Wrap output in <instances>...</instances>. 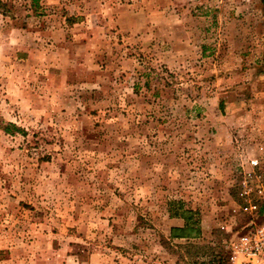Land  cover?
<instances>
[{
  "label": "rangeland",
  "instance_id": "rangeland-1",
  "mask_svg": "<svg viewBox=\"0 0 264 264\" xmlns=\"http://www.w3.org/2000/svg\"><path fill=\"white\" fill-rule=\"evenodd\" d=\"M263 140L262 0H0V264H212Z\"/></svg>",
  "mask_w": 264,
  "mask_h": 264
},
{
  "label": "built area",
  "instance_id": "built-area-1",
  "mask_svg": "<svg viewBox=\"0 0 264 264\" xmlns=\"http://www.w3.org/2000/svg\"><path fill=\"white\" fill-rule=\"evenodd\" d=\"M239 189L240 212L248 218L225 242L226 257L212 264H264V170L244 172Z\"/></svg>",
  "mask_w": 264,
  "mask_h": 264
},
{
  "label": "crops",
  "instance_id": "crops-1",
  "mask_svg": "<svg viewBox=\"0 0 264 264\" xmlns=\"http://www.w3.org/2000/svg\"><path fill=\"white\" fill-rule=\"evenodd\" d=\"M263 144V145H262ZM260 146H261V148H260ZM255 151H256V154L258 155L253 161L255 162V160H257V158H259V157H261V158H259V159H262L263 158V155H264V140H263V143H260V145L259 144H257L256 146H255ZM264 166V164H262V165H260V167H263Z\"/></svg>",
  "mask_w": 264,
  "mask_h": 264
},
{
  "label": "trees",
  "instance_id": "trees-1",
  "mask_svg": "<svg viewBox=\"0 0 264 264\" xmlns=\"http://www.w3.org/2000/svg\"><path fill=\"white\" fill-rule=\"evenodd\" d=\"M262 3H263V6H264V0H262ZM10 128H7V130H6V132H8V130L9 129H11V128H16L17 129V127H15V125H13V124H10V125H8ZM193 231V230H192ZM174 232H177V231H174ZM226 257V254L224 253L223 255H222V257Z\"/></svg>",
  "mask_w": 264,
  "mask_h": 264
}]
</instances>
